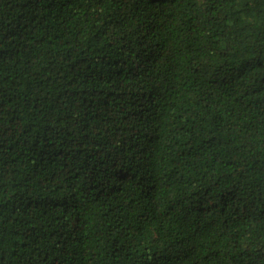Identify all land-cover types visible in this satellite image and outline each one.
I'll return each instance as SVG.
<instances>
[{"label": "trees", "instance_id": "16d2710c", "mask_svg": "<svg viewBox=\"0 0 264 264\" xmlns=\"http://www.w3.org/2000/svg\"><path fill=\"white\" fill-rule=\"evenodd\" d=\"M0 264H264V0H0Z\"/></svg>", "mask_w": 264, "mask_h": 264}]
</instances>
